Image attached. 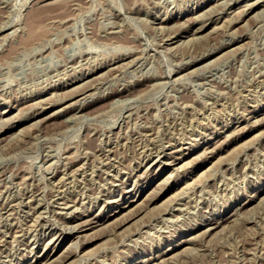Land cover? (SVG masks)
I'll use <instances>...</instances> for the list:
<instances>
[{"label": "rangeland", "instance_id": "obj_1", "mask_svg": "<svg viewBox=\"0 0 264 264\" xmlns=\"http://www.w3.org/2000/svg\"><path fill=\"white\" fill-rule=\"evenodd\" d=\"M0 18V264H264V0Z\"/></svg>", "mask_w": 264, "mask_h": 264}, {"label": "bare ground", "instance_id": "obj_2", "mask_svg": "<svg viewBox=\"0 0 264 264\" xmlns=\"http://www.w3.org/2000/svg\"><path fill=\"white\" fill-rule=\"evenodd\" d=\"M57 2V1H56ZM55 2V3H56ZM226 2V1H225ZM84 3V2H83ZM135 4V3H134ZM224 4V3H223ZM74 7V6H73ZM79 8V7H78ZM120 9V8H119ZM219 11V10H218ZM68 16V15H67ZM123 16V15H122ZM50 18V17H49ZM65 18V17H64ZM63 18V19H64ZM194 18V17H193ZM1 19V18H0ZM34 19V18H33ZM66 19V18H65ZM47 20V19H46ZM31 22H32V19L30 20ZM34 21V20H33ZM36 21V20H35ZM73 21V20H72ZM40 22V21H39ZM39 22H37V23H39ZM37 23H29L30 25H28L29 26V28H28V30L27 31H29V34H28V36L30 35L35 41H36V39L35 38H40L39 36H41L40 35V33H42L41 32V25L40 24H37ZM115 23V22H114ZM160 23V22H159ZM187 23V22H186ZM190 23V22H189ZM179 24H181V23H179ZM26 25V24H25ZM176 25V24H175ZM27 26V25H26ZM25 26V27H26ZM163 26H165V25H163ZM167 26V25H166ZM177 26V25H176ZM179 26V25H178ZM224 26H225V23H224ZM227 26V25H226ZM15 27V26H14ZM161 27V26H160ZM173 27V26H172ZM119 28V27H118ZM166 28V27H165ZM14 29V28H13ZM19 30V29H18ZM24 30V29H23ZM44 31H45V29H44ZM27 33V32H26ZM47 33V32H46ZM195 33V32H194ZM7 34V33H6ZM22 34V33H21ZM44 34V33H43ZM172 34V33H171ZM117 35V34H116ZM127 35V34H126ZM225 35V34H224ZM229 35V34H228ZM15 36V35H14ZM27 36V35H26ZM27 36V37H28ZM30 36H29V38H30ZM45 36V35H44ZM195 36V35H194ZM202 36V35H201ZM117 37V36H116ZM211 37V36H210ZM32 38L30 39V41H32ZM42 38V37H41ZM118 38V37H117ZM127 38V37H126ZM165 38V37H164ZM194 38V37H193ZM11 40V39H10ZM28 41H29V39H27ZM42 40V39H41ZM40 40V41H41ZM47 40V39H46ZM123 40V39H122ZM196 40V39H195ZM25 41V40H24ZM48 42V41H47ZM183 43V42H182ZM186 43V42H185ZM30 44V43H29ZM179 44V43H178ZM187 44V43H186ZM31 45V44H30ZM33 47V46H32ZM41 48V47H40ZM32 49V48H31ZM214 49V48H213ZM233 51V50H232ZM236 51V50H235ZM85 52V51H84ZM131 53V52H130ZM90 55V54H89ZM86 58V57H85ZM135 58V57H134ZM136 60V59H135ZM84 61V60H83ZM210 62V61H209ZM121 65V64H120ZM73 66V65H72ZM74 67V66H73ZM89 67V66H88ZM119 67V66H118ZM121 67V66H120ZM207 67H209V66H207ZM213 67V66H212ZM112 68V67H111ZM70 69V68H69ZM76 69V68H75ZM117 69V68H116ZM123 69V68H122ZM108 71V70H107ZM212 71V70H211ZM71 72V71H70ZM110 72V71H109ZM199 72V71H198ZM83 73V72H82ZM104 73V72H103ZM78 75V74H77ZM100 75V74H99ZM171 75V74H170ZM95 77H98V76H95ZM202 77V76H201ZM167 78V77H166ZM100 79H101V77H100ZM99 80V79H98ZM209 80V79H208ZM260 80V79H259ZM161 81V80H160ZM233 82V81H232ZM92 83V82H91ZM62 84V83H61ZM254 84V83H253ZM108 85V84H107ZM152 85V84H151ZM212 85V84H211ZM80 86V85H79ZM76 87V86H75ZM144 88V87H143ZM255 90V89H254ZM66 91H68V90H66ZM35 92V91H34ZM100 92V91H99ZM27 95V94H26ZM61 95H62V93H61ZM57 96V95H56ZM56 99H58V98H56ZM88 99V98H87ZM226 100V99H225ZM81 102V101H80ZM162 102V101H161ZM216 102V101H215ZM174 103V102H173ZM167 104V103H166ZM215 104V103H214ZM182 105V104H181ZM150 107V106H149ZM163 107V106H162ZM146 108V107H145ZM155 108V107H154ZM179 108V107H178ZM215 108V107H214ZM34 109V108H33ZM159 109V108H158ZM178 110V109H177ZM25 111V110H24ZM199 111V110H198ZM201 111V110H200ZM155 112V111H154ZM180 112V111H179ZM1 113V112H0ZM3 113H5V112H3ZM145 114V113H144ZM157 114V113H156ZM175 114V113H174ZM154 116V115H153ZM2 117V116H1ZM72 117V116H71ZM183 117V116H182ZM70 118V117H69ZM160 118V117H159ZM175 118V117H174ZM147 119V118H146ZM137 120V119H136ZM163 120V119H162ZM184 120V119H183ZM191 120V119H190ZM204 121V120H203ZM167 122V121H166ZM173 122V121H172ZM175 122V121H174ZM178 122V121H177ZM140 125V124H139ZM144 125V124H143ZM184 126V125H183ZM144 127V126H143ZM190 127V126H189ZM239 129V128H238ZM244 129V128H243ZM143 131V130H142ZM156 131V130H155ZM173 131V130H172ZM175 132V131H174ZM37 133V132H36ZM166 133V132H165ZM179 133V132H178ZM177 134V133H176ZM18 135V134H17ZM36 135V134H35ZM158 135V134H157ZM13 136V135H12ZM193 136V135H192ZM18 137V136H17ZM15 138V137H14ZM19 138V137H18ZM169 138V137H168ZM27 139V138H26ZM200 140V139H199ZM16 141V140H15ZM26 141V140H25ZM158 141V140H157ZM110 142V141H109ZM246 142V141H245ZM137 143V142H136ZM222 143V142H221ZM248 143V142H247ZM228 145V144H227ZM244 145V144H243ZM23 146V145H22ZM239 146H240V144H239ZM242 146V145H241ZM236 147V146H235ZM235 147H233V150H234V148ZM237 148V147H236ZM109 149V148H108ZM142 149V148H141ZM142 151V150H141ZM73 153V152H72ZM141 153V152H140ZM51 154V153H50ZM159 154V153H158ZM49 155V154H48ZM73 155H74V153H73ZM72 155V156H73ZM76 155V154H75ZM106 155V154H105ZM52 156V155H51ZM250 156V155H249ZM210 157V156H209ZM52 158V157H51ZM50 159V158H49ZM86 159V158H85ZM162 159L163 158H160V156H159V158H158V156L156 157V158H154V159H152V161L153 162H151V163H155V162H158V163H160L161 161H162ZM45 160V159H44ZM66 160V159H65ZM167 160V159H166ZM67 161V160H66ZM144 161V160H143ZM165 161V160H164ZM219 161V160H218ZM234 161V160H233ZM253 161V160H252ZM46 162V161H45ZM173 162V161H172ZM172 162H170V163H172ZM225 162V161H224ZM254 162H256V161H254ZM52 163V162H51ZM50 163V164H51ZM142 163V162H141ZM215 163V162H214ZM41 164V163H40ZM59 164V163H58ZM104 164V163H103ZM107 164V163H106ZM230 164V163H229ZM43 165V164H42ZM212 166V165H211ZM46 167H47V165H46ZM72 167V166H71ZM175 167V166H174ZM63 168V167H62ZM65 168V167H64ZM220 168V167H219ZM225 169V168H224ZM38 170V169H37ZM76 171V170H75ZM84 171V170H83ZM111 171V170H110ZM39 172V171H38ZM42 172V171H41ZM241 172V171H240ZM203 173V172H202ZM201 173V174H202ZM230 173V172H229ZM68 174H69V172H68ZM200 174V175H201ZM210 174H211V172H210ZM218 174V173H217ZM216 174V175H217ZM224 174V173H223ZM253 174V173H252ZM24 175V174H23ZM44 175V174H43ZM199 175V176H200ZM221 175V174H220ZM27 176H28V174H27ZM142 176V175H141ZM203 176V175H202ZM201 176V177H202ZM22 177V176H21ZM26 177V176H25ZM70 177V176H69ZM244 177V176H243ZM45 178V177H44ZM101 178V177H100ZM62 179V178H61ZM72 179V178H71ZM66 181V180H65ZM105 181V180H104ZM109 181V180H108ZM112 181V180H111ZM202 182V181H201ZM226 182V181H225ZM38 183V182H37ZM54 184H55V182H53ZM199 183V182H198ZM57 184V183H56ZM220 184V183H219ZM218 184V185H219ZM58 185V184H57ZM48 186H49V184H48ZM52 186V185H51ZM6 187V186H5ZM52 189H53V187H52ZM63 189H64V187H63ZM17 190H19V189H17ZM67 190V189H66ZM2 191V190H1ZM3 191H4V189H3ZM38 191V190H37ZM160 191V190H159ZM8 192V191H7ZM189 192V191H188ZM190 192H192V191H190ZM200 192V191H199ZM187 193V192H186ZM41 194V193H40ZM57 194V193H56ZM177 194V193H176ZM188 194V193H187ZM190 194V193H189ZM195 194V193H194ZM81 195V194H80ZM84 195V194H83ZM178 196V195H177ZM182 197V196H181ZM186 197V196H185ZM38 198V197H37ZM46 198V197H45ZM82 198H84V197H82ZM180 198V197H179ZM40 199V198H39ZM43 199V198H42ZM41 199V200H42ZM182 199V198H181ZM168 200V199H167ZM172 200V199H171ZM179 200V199H178ZM5 201V200H4ZM139 201V200H138ZM177 203V202H176ZM197 203H199V202H197ZM75 204V203H74ZM54 205V204H53ZM71 206H72V204H71ZM129 207H131V206H134V204H133V202H131V204H129L128 205ZM173 206V205H172ZM199 206V205H198ZM74 208V207H73ZM119 208V207H118ZM125 208V207H124ZM1 209V208H0ZM8 209V208H7ZM12 209V208H11ZM166 209V208H165ZM225 209V208H224ZM2 212V211H1ZM45 213V212H44ZM116 213V212H115ZM235 213V212H234ZM40 214V213H39ZM39 214H37L38 216H39ZM112 214H114V213H112ZM187 214V213H186ZM1 216V215H0ZM10 216V215H9ZM42 216V215H41ZM40 216V217H41ZM176 216V215H175ZM206 216V215H205ZM233 216V215H232ZM15 217V216H14ZM35 217V216H34ZM39 218V217H38ZM163 218V217H162ZM228 218H231V217H228ZM227 218V219H228ZM236 218V217H235ZM164 219V218H163ZM5 220V219H4ZM34 220V219H33ZM37 220V219H36ZM38 221V220H37ZM104 222V221H103ZM204 222V221H203ZM3 223H5V222H3ZM33 223V222H32ZM195 223V222H194ZM8 224V223H7ZM13 224V223H12ZM34 224H35V222H34ZM56 224V223H55ZM90 224V223H89ZM89 224H81V226H79V229L81 230V229H83V228H85L86 226H88ZM92 224H94V222L92 223ZM91 224V225H92ZM222 224H223V222H219V223H214V222H210L208 225H206V229L204 230V232H203V234H208V233H210V232H212L213 230H216L217 228H219V227H221L222 226ZM69 225V224H68ZM42 227V226H41ZM44 227V226H43ZM92 227V226H91ZM65 229V228H64ZM99 229V228H98ZM143 229V228H142ZM68 230V229H67ZM69 231V230H68ZM147 231V230H146ZM140 232V231H139ZM7 234V233H6ZM20 235V234H19ZM28 235V234H27ZM141 235V234H140ZM153 235V234H152ZM16 237V236H15ZM61 238V237H60ZM31 239H33V238H31ZM137 239V238H136ZM52 240V239H51ZM30 241V240H29ZM137 241V240H136ZM34 242V241H33ZM132 242V241H131ZM136 243V242H135ZM173 248H169L168 249V251H171ZM67 258H69V257H67ZM145 261V260H144ZM147 261V260H146ZM102 262V261H101ZM68 263H70V262H68Z\"/></svg>", "mask_w": 264, "mask_h": 264}]
</instances>
